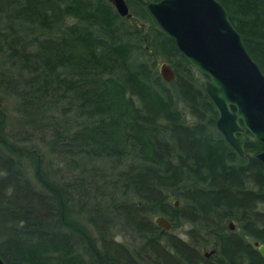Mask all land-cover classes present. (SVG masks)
Returning <instances> with one entry per match:
<instances>
[{"label":"trees","instance_id":"16d2710c","mask_svg":"<svg viewBox=\"0 0 264 264\" xmlns=\"http://www.w3.org/2000/svg\"><path fill=\"white\" fill-rule=\"evenodd\" d=\"M150 1L127 0L128 19L110 0H0L5 264H264L254 246L264 243V147L247 133L240 157L226 142L206 77L155 23ZM218 1L264 73V0ZM6 99L21 130L8 128ZM36 134L59 169L26 145ZM185 225L189 240L171 233ZM117 230L131 233L127 243ZM214 245L206 258L200 248Z\"/></svg>","mask_w":264,"mask_h":264},{"label":"water","instance_id":"95a60500","mask_svg":"<svg viewBox=\"0 0 264 264\" xmlns=\"http://www.w3.org/2000/svg\"><path fill=\"white\" fill-rule=\"evenodd\" d=\"M120 16L131 19L126 0H110ZM147 8L155 23L175 42L188 63L206 77L203 90L217 111L216 128L240 157L247 133L264 147V73L249 54L240 33L218 0H158ZM162 79H174L172 66L157 65ZM264 168V149L255 154ZM178 205V201L174 202ZM154 222L164 230L163 216ZM229 228L233 229L232 222ZM264 259V243L254 242ZM214 253L211 250L206 256ZM0 264H5L0 256Z\"/></svg>","mask_w":264,"mask_h":264},{"label":"rangeland","instance_id":"374dc122","mask_svg":"<svg viewBox=\"0 0 264 264\" xmlns=\"http://www.w3.org/2000/svg\"><path fill=\"white\" fill-rule=\"evenodd\" d=\"M127 2V0H126ZM149 2H147L148 4ZM128 4V3H127ZM129 5V4H128ZM130 8V11H131V7L129 6ZM148 9V8H147ZM149 11V10H148ZM132 13V11H131ZM234 26V25H233ZM236 29V28H235ZM162 62H166L168 64H170L169 62H167L166 60H164V58H158L157 61H156V67L158 64L162 63ZM171 65V64H170ZM173 69V68H172ZM197 71V70H196ZM197 73L199 74V77H202L203 75L200 74L198 71ZM203 82L206 81V78H203ZM2 110L4 111L5 113V116H6V121H7V125H8V128L11 129V130H21L22 129V126L19 122V116H18V113L16 112L15 108H14V104H13V101L11 100H4L3 101V104L1 106ZM25 131V130H24ZM43 135L41 134H36L34 136V139L33 141H29L30 143L26 144L28 146V148L31 147V151H33V153L38 156V157H42L44 159V162L47 163L49 161H52L56 164L55 166H51L53 169L57 170V168L59 169V167H61V163L59 162V160H56L54 159L53 155L50 154L48 152V148L46 146V143L43 141ZM47 140V139H46ZM36 145V146H35ZM78 221V220H77ZM79 223H81V225L84 226V228L88 231V233L90 235H92V237H96V234L94 232V230L92 229L91 226H89L87 223L85 222H82V221H79ZM188 229V226H181V227H178V228H175V229H172L171 230V233L175 234V235H179L180 237L186 239V240H189L188 236L186 235V230ZM120 230H117L118 233ZM126 234H128L126 232ZM129 236H125L123 234H118L116 235L117 239L119 241H122V242H128L129 241V238L131 236V233L128 234ZM133 241V240H132ZM212 247H207L206 248V251L210 250ZM201 249V248H200ZM203 251V250H202Z\"/></svg>","mask_w":264,"mask_h":264},{"label":"flooded vegetation","instance_id":"af4514ba","mask_svg":"<svg viewBox=\"0 0 264 264\" xmlns=\"http://www.w3.org/2000/svg\"><path fill=\"white\" fill-rule=\"evenodd\" d=\"M151 2V1H150ZM247 141V140H246ZM245 145V144H244ZM177 201V200H176ZM179 204V203H178ZM229 222H232V224H233V229H230L229 228ZM227 227H228V230L229 231H234L235 230V228H236V223L235 222H233V221H227ZM169 231V230H168ZM259 242V241H258ZM206 248L207 247H201V249H200V251L204 254V256L206 257V258H209L211 255H215V254H217V245H214V247H212L210 250H208V251H206ZM256 248V247H255ZM257 249V248H256ZM203 250V251H202ZM211 250H214V253H211V254H209L208 256H206V253H209Z\"/></svg>","mask_w":264,"mask_h":264}]
</instances>
